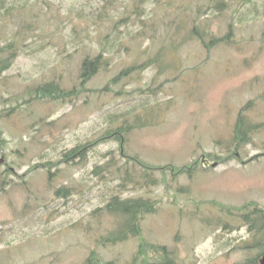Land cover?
<instances>
[{
    "label": "rangeland",
    "instance_id": "obj_1",
    "mask_svg": "<svg viewBox=\"0 0 264 264\" xmlns=\"http://www.w3.org/2000/svg\"><path fill=\"white\" fill-rule=\"evenodd\" d=\"M12 1L19 6L0 16V44L3 38L21 42L15 61L0 72V132L5 159L16 174L0 164V264H91L92 250L114 264H132L135 237L107 245L98 242L111 231L113 216L97 209L112 193L124 190L119 188L122 175L134 182L122 197L160 200L153 212L144 214L141 233L152 243L179 249V264H239L258 254L249 231L222 205L253 201L264 207V155L178 175L144 174L132 161L126 163L117 143L109 140L85 152L84 162L60 165L59 174L49 176L48 169L40 168L21 175L41 161L40 156L44 161L59 158L102 134L110 117L124 112L120 124L132 126L126 133L127 154L152 165L180 166L201 153L210 159L234 148L242 159L264 153V0L252 2L233 46L219 45L207 53L187 40L177 50L167 48L159 60L161 68L166 67L162 75L156 66L126 70L138 55L144 63L161 48L164 7L146 9L144 17H153L154 30L144 28V37L132 44L128 35L142 31L139 21L114 28L132 0L6 3ZM99 6L113 17H100ZM108 33V38H123L130 49L100 45L98 39ZM153 33L154 39L148 38ZM102 46L110 68L92 78L87 88L108 83L107 91H87L66 100H30L34 88L46 80H56L65 90L78 87L81 51L93 57ZM106 163L103 179L92 174L95 165ZM118 166L123 171H117ZM148 175L162 183H144ZM61 186H70L71 194L57 195ZM246 244L247 249L242 247Z\"/></svg>",
    "mask_w": 264,
    "mask_h": 264
},
{
    "label": "trees",
    "instance_id": "obj_2",
    "mask_svg": "<svg viewBox=\"0 0 264 264\" xmlns=\"http://www.w3.org/2000/svg\"><path fill=\"white\" fill-rule=\"evenodd\" d=\"M255 0H132V3L126 4L123 8V12L120 18L116 21L114 28H117L118 23L130 21H139L142 31H139L134 36L128 37L131 39L130 43L140 42L145 35L144 28H153L155 20L152 16L144 17L146 9L155 10L159 7H164L165 14L167 16L163 18L160 25L165 28V33L161 36L164 38L160 41L161 48L157 50L156 53L152 54L150 58L144 63L140 62L142 58L138 55L134 63L128 68L129 70H142L156 66L160 75L164 73V69L161 68L159 63L160 58L167 51V48L171 50H177L180 46L187 45V40H191L196 44H200V49L205 52L210 53L212 49L219 45L233 46L235 44L234 38L237 34L238 29L242 26L244 20L248 19L245 15L250 13L252 2ZM8 0H0V16L4 13H11L19 5H16L13 1L6 3ZM98 15L100 17L108 16L112 18L113 16L107 12L106 7H98ZM230 12L232 14H230ZM217 24L215 25V23ZM76 28H74L75 30ZM112 30V33L116 31ZM154 30V28H153ZM75 33V32H74ZM72 33V34H74ZM264 36V31L261 34ZM109 33L105 38H99L98 42L100 45L107 46L110 44H118L117 49L125 48L126 51L130 49L128 44L124 42L123 38L116 40L118 38H108ZM139 37V38H138ZM154 33L149 35L148 38L154 39ZM5 43L0 44V56L4 57L0 59V72L9 68L17 57V48L20 45L21 40L16 38H3ZM169 39V43L166 41ZM174 39V41L172 40ZM102 46L98 53H94L93 57H90L92 53H84L81 51V62L78 71V87L72 86V88L65 90L66 88L59 86L56 80H46L41 82L34 88V93L32 94L30 100H40L42 98L49 97L54 100H66L67 98L72 99V97H78L83 92L87 91H107L108 83L100 88H87L88 82L94 78L96 75L101 73L104 69L110 68V57L106 53V47ZM96 51V49H95ZM8 61L5 64L2 61ZM169 67V66H168ZM123 74L125 72H122ZM122 74V75H123ZM156 80V78H155ZM154 80V81H155ZM112 83V79L110 80ZM51 85H55L56 90L52 91L48 88ZM153 91V88H152ZM114 92V90H113ZM117 94L121 93L120 90L116 91ZM129 112V111H128ZM126 112L122 113L121 116L116 115L113 118L110 117V122L108 124L109 128L93 138L82 144H79L71 149L66 150L62 153L59 158L43 160V156H40L41 161L31 163L25 172L21 176H26L29 172L37 170L40 168L48 169L49 176L54 175L56 172L59 174V167L62 164H71L76 157L83 160L85 151L88 152L92 148L98 147L101 143L112 140L117 143V149L120 155L125 158V162H133L134 165L141 167L144 174L151 173L152 171H161L162 173L171 172L172 175H178L184 172H191L198 167L206 168L210 160L217 161V163H223L229 161L232 158H238L241 160L240 156H237L236 152H228L225 155H214L212 158L207 159V154L201 153V155L191 161L188 164H182L180 166H174L172 164H162V165H152L144 162L136 156L127 154L125 150L126 133L132 127L131 125H125L126 123L120 124L124 121ZM144 125V124H142ZM5 139L2 137V132H0V142L1 147L5 144ZM256 156H254L255 158ZM121 166H118L120 169ZM51 169L55 170L51 172ZM16 173V169L14 168ZM147 177V176H146ZM163 179L157 180L153 179L148 175V180H144V183L158 184L162 183ZM129 182L122 177V188L125 191H130L134 185V182L129 187ZM51 185V183H50ZM164 188L167 185L164 183ZM53 187V186H50ZM122 192H115L111 194L107 202L98 208L106 209L111 216V231L105 236H101L98 242L102 245L114 244L118 242H124L130 237H135L138 241V247L133 257L132 262L138 264H178L176 262L179 259L178 251L171 250L165 245L154 244L146 240L140 228V222L145 213L153 212L155 210L156 204L160 201L159 199L144 198L142 196H126L122 197ZM57 195H68L71 194L70 186H61L56 189ZM253 206L250 211V216L245 215V220L250 221L251 226L249 227L254 243L252 244L257 249L261 250V254H264V241L259 242L261 233L264 232V207L257 202H249L246 205L240 206L239 210L244 207ZM98 211V212H99ZM253 218V222L251 219ZM259 221L262 222V227H259ZM107 226V225H106ZM107 230V229H104ZM245 245V244H244ZM249 248V244L246 246ZM246 248V249H247ZM258 255L251 256L240 262L239 264H259ZM91 264H113V261H105L95 254V251L91 252V256L88 259Z\"/></svg>",
    "mask_w": 264,
    "mask_h": 264
},
{
    "label": "flooded vegetation",
    "instance_id": "obj_3",
    "mask_svg": "<svg viewBox=\"0 0 264 264\" xmlns=\"http://www.w3.org/2000/svg\"><path fill=\"white\" fill-rule=\"evenodd\" d=\"M238 215H239V214H238ZM242 215L245 216V213H243ZM244 223H245V222H244ZM250 224H251V223H250V221H249V222H247L246 224H244V226H245V227H248V226L250 227V226H251Z\"/></svg>",
    "mask_w": 264,
    "mask_h": 264
},
{
    "label": "water",
    "instance_id": "obj_4",
    "mask_svg": "<svg viewBox=\"0 0 264 264\" xmlns=\"http://www.w3.org/2000/svg\"><path fill=\"white\" fill-rule=\"evenodd\" d=\"M263 264H264V257H263Z\"/></svg>",
    "mask_w": 264,
    "mask_h": 264
}]
</instances>
